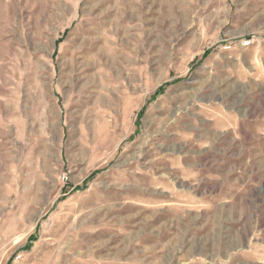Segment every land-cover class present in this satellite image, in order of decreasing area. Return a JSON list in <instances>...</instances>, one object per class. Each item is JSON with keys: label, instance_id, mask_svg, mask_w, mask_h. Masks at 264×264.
Returning a JSON list of instances; mask_svg holds the SVG:
<instances>
[{"label": "rangeland", "instance_id": "rangeland-1", "mask_svg": "<svg viewBox=\"0 0 264 264\" xmlns=\"http://www.w3.org/2000/svg\"><path fill=\"white\" fill-rule=\"evenodd\" d=\"M255 71L264 0H0V264H160L203 118Z\"/></svg>", "mask_w": 264, "mask_h": 264}, {"label": "crops", "instance_id": "crops-1", "mask_svg": "<svg viewBox=\"0 0 264 264\" xmlns=\"http://www.w3.org/2000/svg\"><path fill=\"white\" fill-rule=\"evenodd\" d=\"M253 75L245 94L203 118L200 150L215 157L185 161L193 175L169 192L177 221L157 225L167 238L154 263L264 264V79Z\"/></svg>", "mask_w": 264, "mask_h": 264}, {"label": "trees", "instance_id": "trees-1", "mask_svg": "<svg viewBox=\"0 0 264 264\" xmlns=\"http://www.w3.org/2000/svg\"><path fill=\"white\" fill-rule=\"evenodd\" d=\"M94 173H95V172H94ZM94 173H93V174H94ZM96 173H97V172H96ZM96 173H95V174H96ZM93 174H92V175H93ZM93 176H94V175H93Z\"/></svg>", "mask_w": 264, "mask_h": 264}]
</instances>
